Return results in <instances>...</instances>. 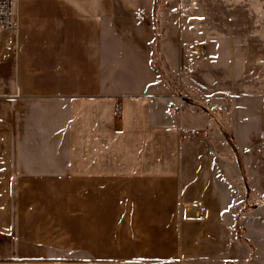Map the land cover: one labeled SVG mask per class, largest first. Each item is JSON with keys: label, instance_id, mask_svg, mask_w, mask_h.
Here are the masks:
<instances>
[{"label": "rangeland", "instance_id": "obj_1", "mask_svg": "<svg viewBox=\"0 0 264 264\" xmlns=\"http://www.w3.org/2000/svg\"><path fill=\"white\" fill-rule=\"evenodd\" d=\"M180 1L184 44L222 55L224 67L172 76L174 100L226 103L239 116L243 30L256 32L264 10H253L258 0L249 12L248 0ZM114 108L101 97H27L17 55L0 51V264H264L263 125L226 121L169 141L155 131L146 149L138 133L105 130ZM204 134L205 145L195 140ZM198 146L214 171L190 170L194 156L181 151Z\"/></svg>", "mask_w": 264, "mask_h": 264}, {"label": "crops", "instance_id": "obj_2", "mask_svg": "<svg viewBox=\"0 0 264 264\" xmlns=\"http://www.w3.org/2000/svg\"><path fill=\"white\" fill-rule=\"evenodd\" d=\"M249 1L244 6L248 12ZM180 5V0H20L17 28L0 36L1 55H17V82L27 97H101L120 107L121 114L114 108L110 116L101 117V123L114 138L140 134L141 148H153L155 131L169 141L187 129L212 130L216 123L226 121L257 123L264 129V20L259 16L255 21L256 32L249 23L243 25L241 89L248 99L234 117L224 110L226 103L207 111L174 100L177 89L172 76L185 77L192 71L194 77L197 73L218 76L224 67L222 55L184 44ZM256 6L253 10H264L262 0ZM184 48L194 54L191 66L187 65L191 55H183ZM195 140H204L205 145L206 135H197ZM169 145L176 147L173 141ZM184 149L183 155L194 156L191 171L195 172L196 160L208 171L217 167L199 154L200 146L196 151ZM135 154L141 157L148 152ZM140 164L144 171L148 169ZM192 212L199 216L202 209ZM209 225L216 226V219Z\"/></svg>", "mask_w": 264, "mask_h": 264}, {"label": "built area", "instance_id": "obj_3", "mask_svg": "<svg viewBox=\"0 0 264 264\" xmlns=\"http://www.w3.org/2000/svg\"><path fill=\"white\" fill-rule=\"evenodd\" d=\"M18 23V16H17V10L15 7V0H0V36L15 28ZM195 63V57L191 55V57H188L187 59V65L191 66ZM180 77H182L180 75ZM121 113V110H117V114ZM200 161L196 160L195 165V173L202 174L203 172L208 171L206 166H202Z\"/></svg>", "mask_w": 264, "mask_h": 264}]
</instances>
